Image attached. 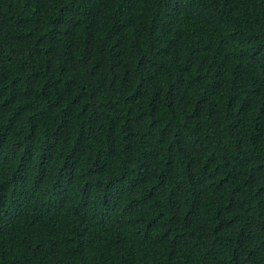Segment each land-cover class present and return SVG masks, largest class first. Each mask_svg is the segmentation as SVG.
Returning a JSON list of instances; mask_svg holds the SVG:
<instances>
[{
	"label": "trees",
	"instance_id": "16d2710c",
	"mask_svg": "<svg viewBox=\"0 0 264 264\" xmlns=\"http://www.w3.org/2000/svg\"><path fill=\"white\" fill-rule=\"evenodd\" d=\"M0 264H264V0H0Z\"/></svg>",
	"mask_w": 264,
	"mask_h": 264
}]
</instances>
